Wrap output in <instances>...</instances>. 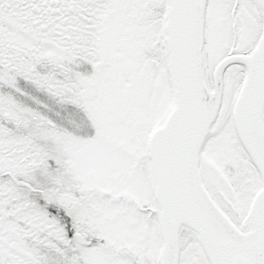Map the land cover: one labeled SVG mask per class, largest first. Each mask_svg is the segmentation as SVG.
<instances>
[{"label":"snow or ice","instance_id":"6c2138e0","mask_svg":"<svg viewBox=\"0 0 264 264\" xmlns=\"http://www.w3.org/2000/svg\"><path fill=\"white\" fill-rule=\"evenodd\" d=\"M0 264H264V0H0Z\"/></svg>","mask_w":264,"mask_h":264}]
</instances>
